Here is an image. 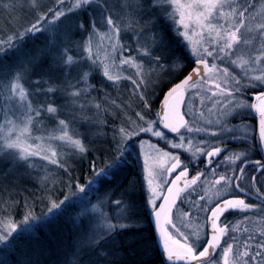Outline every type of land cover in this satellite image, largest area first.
<instances>
[{
	"label": "snow or ice",
	"instance_id": "snow-or-ice-1",
	"mask_svg": "<svg viewBox=\"0 0 264 264\" xmlns=\"http://www.w3.org/2000/svg\"><path fill=\"white\" fill-rule=\"evenodd\" d=\"M0 21V264H264V0Z\"/></svg>",
	"mask_w": 264,
	"mask_h": 264
},
{
	"label": "trees",
	"instance_id": "trees-1",
	"mask_svg": "<svg viewBox=\"0 0 264 264\" xmlns=\"http://www.w3.org/2000/svg\"><path fill=\"white\" fill-rule=\"evenodd\" d=\"M3 21H0V25H2ZM166 90V89H165ZM75 167L79 170V169H82L84 170L83 171V175H81L80 171L77 172L78 175H81V179L83 180L84 179V176L87 175V167H88V164H87V161H84L82 164L81 163H77L75 165ZM31 186V185H29ZM51 231L53 233H55L57 231V229L53 228L51 229ZM41 235L43 236L44 233H41ZM149 264H153V262H149Z\"/></svg>",
	"mask_w": 264,
	"mask_h": 264
},
{
	"label": "rangeland",
	"instance_id": "rangeland-1",
	"mask_svg": "<svg viewBox=\"0 0 264 264\" xmlns=\"http://www.w3.org/2000/svg\"><path fill=\"white\" fill-rule=\"evenodd\" d=\"M233 123H239V121H233Z\"/></svg>",
	"mask_w": 264,
	"mask_h": 264
}]
</instances>
